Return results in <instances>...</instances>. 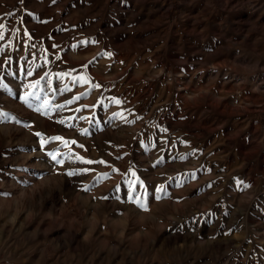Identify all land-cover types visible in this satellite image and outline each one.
Returning <instances> with one entry per match:
<instances>
[{"label":"rangeland","instance_id":"obj_1","mask_svg":"<svg viewBox=\"0 0 264 264\" xmlns=\"http://www.w3.org/2000/svg\"><path fill=\"white\" fill-rule=\"evenodd\" d=\"M0 24V264H264V0Z\"/></svg>","mask_w":264,"mask_h":264},{"label":"snow or ice","instance_id":"obj_2","mask_svg":"<svg viewBox=\"0 0 264 264\" xmlns=\"http://www.w3.org/2000/svg\"><path fill=\"white\" fill-rule=\"evenodd\" d=\"M3 28H4V25L0 24V31H2ZM29 75H31V73H29ZM0 86H3V85H0ZM97 87H98V86H97ZM21 99H26V96H25V97H21ZM0 115H2V114H0ZM36 135L39 136L40 134L37 133ZM53 139L61 140L62 138H60V137H55V138H53ZM41 143H42V145H43V143H45V141H42ZM73 143H75V142L73 141ZM49 155H51L52 159L55 160L57 163H62V161L57 160V157H56L55 154H53V153H49ZM77 159H82V158L77 157ZM87 163H92V161H87ZM100 163H103V161H101ZM68 174H69V175H72L73 173L70 172V173H68ZM158 191H159V189H158Z\"/></svg>","mask_w":264,"mask_h":264}]
</instances>
